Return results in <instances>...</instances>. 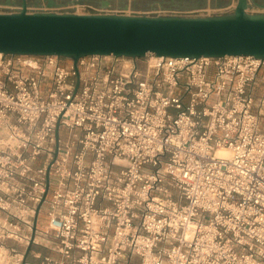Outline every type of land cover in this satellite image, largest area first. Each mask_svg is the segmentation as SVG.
I'll return each mask as SVG.
<instances>
[{
  "label": "built area",
  "instance_id": "built-area-1",
  "mask_svg": "<svg viewBox=\"0 0 264 264\" xmlns=\"http://www.w3.org/2000/svg\"><path fill=\"white\" fill-rule=\"evenodd\" d=\"M77 70L0 54V264H264V60L87 56Z\"/></svg>",
  "mask_w": 264,
  "mask_h": 264
},
{
  "label": "water",
  "instance_id": "water-1",
  "mask_svg": "<svg viewBox=\"0 0 264 264\" xmlns=\"http://www.w3.org/2000/svg\"><path fill=\"white\" fill-rule=\"evenodd\" d=\"M200 1L184 5L177 0H143L141 4L137 0L131 3L120 0L117 11L191 12L204 7ZM112 3L111 0L0 1L2 6L16 7L13 12L0 13V54L66 58L72 60L77 72L78 61L87 56L134 59L250 56L264 60V13H249L252 5L264 9L256 0H236L232 13L196 17L92 12L81 15L54 11L64 5L83 4L109 9ZM30 6H34V10H30ZM56 138L59 139L58 128ZM48 190L49 184L44 198ZM34 222L35 231L36 219ZM31 249L32 244L26 257Z\"/></svg>",
  "mask_w": 264,
  "mask_h": 264
},
{
  "label": "rangeland",
  "instance_id": "rangeland-1",
  "mask_svg": "<svg viewBox=\"0 0 264 264\" xmlns=\"http://www.w3.org/2000/svg\"><path fill=\"white\" fill-rule=\"evenodd\" d=\"M0 1H4V0H0ZM113 3H112V7L114 6V8H117L118 7V5H119V2H120V0H111ZM128 1V3H131L133 0H127ZM179 1H181L184 5L185 4H196V3H198L199 2V0H177V2H179ZM212 1V3L213 2H215V1H217V2H220V3H223V4H230L231 5V13L233 12L232 11V8H233V6H234V4H236V0H211ZM259 4H263L264 5V0H256ZM143 2V0H137V3L139 4H141ZM208 2H210V0H201L200 1V3L202 4V5H206ZM250 10H249V13L250 14H252V13H264V9H260V8H258V7H256V6H254V5H252L250 8H249ZM208 10H210V9H208ZM130 11V10H129ZM76 12L77 13H80V14H83V13H85L86 12V8H77L76 7ZM210 14H214V12H213V10H210V11H208ZM216 13H218V12H221V11H215ZM60 62L63 64V65H65V64H70V63H72V60H70V59H60ZM262 77L264 78V71H263V73H262ZM65 138V137H64ZM66 139V138H65ZM40 222H41V224L42 225H44L45 223H46V221H45V218H44V216L41 214V216H40ZM34 250L36 251V252H42V254H47L48 252L43 248V247H40V246H38V247H34ZM29 262L30 263H38L39 261H37L36 259H34L33 257H29Z\"/></svg>",
  "mask_w": 264,
  "mask_h": 264
},
{
  "label": "crops",
  "instance_id": "crops-1",
  "mask_svg": "<svg viewBox=\"0 0 264 264\" xmlns=\"http://www.w3.org/2000/svg\"><path fill=\"white\" fill-rule=\"evenodd\" d=\"M56 1L57 2H63L64 0H56ZM87 6L88 5H86V4H83V6H80V5H64L62 7L54 8V11L62 13L68 7H73V8H76V7L77 8H83L84 7L85 8ZM234 6H235V4H234ZM234 6H233V8H234ZM7 7L11 11H15L16 10L15 6H8V5L7 6H2V5H0V8H7ZM42 8H44V7H42ZM233 8H232V11H233ZM185 9H187V8H185ZM208 9L213 10L214 14H212V16H214L215 14L221 15V14L231 13L230 12L231 11L230 10L231 9V5L230 4H226V3L223 4V3H220V2H217V1L212 3L211 0L206 5H204V7L202 9H198V10H208ZM30 10H34V6H30ZM107 10H109V11H117L118 8H114V6H113V7L109 8V9H107ZM158 10H160V9H158ZM210 10H208V11H210ZM217 10L221 11V12L216 13L215 11H217ZM139 11H141V10H139ZM139 11H135V12H139ZM77 14H80V13H77ZM83 14H81V15H83Z\"/></svg>",
  "mask_w": 264,
  "mask_h": 264
},
{
  "label": "bare ground",
  "instance_id": "bare-ground-1",
  "mask_svg": "<svg viewBox=\"0 0 264 264\" xmlns=\"http://www.w3.org/2000/svg\"><path fill=\"white\" fill-rule=\"evenodd\" d=\"M218 154H219L220 156H224V157L229 156V152L226 151V150H220V151H218Z\"/></svg>",
  "mask_w": 264,
  "mask_h": 264
}]
</instances>
